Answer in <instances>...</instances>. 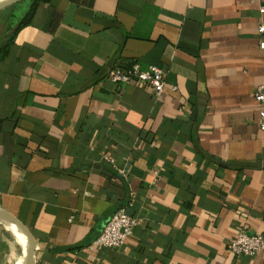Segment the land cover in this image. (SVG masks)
Returning <instances> with one entry per match:
<instances>
[{"label": "crops", "instance_id": "crops-1", "mask_svg": "<svg viewBox=\"0 0 264 264\" xmlns=\"http://www.w3.org/2000/svg\"><path fill=\"white\" fill-rule=\"evenodd\" d=\"M29 6L0 10V208L34 264H264L228 250L264 234L260 4L48 0L18 28ZM132 64L163 92L107 79ZM119 209L139 219L125 245L93 246ZM24 262L0 220V264Z\"/></svg>", "mask_w": 264, "mask_h": 264}, {"label": "built area", "instance_id": "built-area-1", "mask_svg": "<svg viewBox=\"0 0 264 264\" xmlns=\"http://www.w3.org/2000/svg\"><path fill=\"white\" fill-rule=\"evenodd\" d=\"M251 1L260 4L258 12L260 15H263L264 7L261 4L264 0ZM257 33L262 37L259 42V48L264 52L263 24L257 27ZM107 79L116 86H128L131 84L145 86L150 88L155 95L161 94L165 87L164 74L156 66H152L146 70H142L137 64H132L126 69L113 67L108 71ZM172 89L174 90L175 88L173 87ZM253 98L259 104V128L260 130H264V86L255 88ZM108 161L111 162V160ZM138 221L137 217L127 214L123 209L115 211L93 240V246L116 249L124 246L132 235ZM228 250L236 256L255 255L262 252L264 251V234H249L240 230L229 240Z\"/></svg>", "mask_w": 264, "mask_h": 264}, {"label": "water", "instance_id": "water-1", "mask_svg": "<svg viewBox=\"0 0 264 264\" xmlns=\"http://www.w3.org/2000/svg\"><path fill=\"white\" fill-rule=\"evenodd\" d=\"M19 1L22 0H1L0 10ZM0 220L15 225L17 229L20 231V233L24 236L25 244H26L24 264H34V242L28 229L15 216H13L12 214L6 212L1 208H0Z\"/></svg>", "mask_w": 264, "mask_h": 264}, {"label": "trees", "instance_id": "trees-1", "mask_svg": "<svg viewBox=\"0 0 264 264\" xmlns=\"http://www.w3.org/2000/svg\"><path fill=\"white\" fill-rule=\"evenodd\" d=\"M30 1V6L26 12V14L23 16V18L21 19V21L19 22L18 28L23 27L25 25L28 24L34 9L37 7V5L40 2H47L48 0H29Z\"/></svg>", "mask_w": 264, "mask_h": 264}, {"label": "bare ground", "instance_id": "bare-ground-1", "mask_svg": "<svg viewBox=\"0 0 264 264\" xmlns=\"http://www.w3.org/2000/svg\"><path fill=\"white\" fill-rule=\"evenodd\" d=\"M5 224H6L9 228H11V229L17 234V236L19 237L20 241L23 242V245H24V248H25V246H26V244H25V238H24V236L20 233V231L17 229V227H16L15 225L11 224V223H8V222H5Z\"/></svg>", "mask_w": 264, "mask_h": 264}, {"label": "rangeland", "instance_id": "rangeland-1", "mask_svg": "<svg viewBox=\"0 0 264 264\" xmlns=\"http://www.w3.org/2000/svg\"><path fill=\"white\" fill-rule=\"evenodd\" d=\"M25 4V3H24ZM28 4L29 3H26V5H24V7H19L16 9H14L13 11H15L14 13L17 15V16H22V13L26 10V7H28ZM23 6V5H22Z\"/></svg>", "mask_w": 264, "mask_h": 264}]
</instances>
